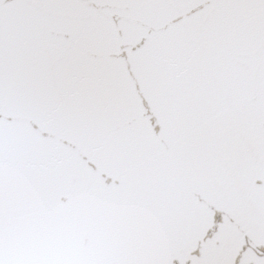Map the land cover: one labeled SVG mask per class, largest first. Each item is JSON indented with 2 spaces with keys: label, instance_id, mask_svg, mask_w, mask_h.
Wrapping results in <instances>:
<instances>
[{
  "label": "snow or ice",
  "instance_id": "6c2138e0",
  "mask_svg": "<svg viewBox=\"0 0 264 264\" xmlns=\"http://www.w3.org/2000/svg\"><path fill=\"white\" fill-rule=\"evenodd\" d=\"M0 264H264V0H0Z\"/></svg>",
  "mask_w": 264,
  "mask_h": 264
}]
</instances>
